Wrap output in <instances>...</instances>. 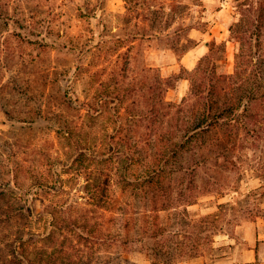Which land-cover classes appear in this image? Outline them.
I'll return each mask as SVG.
<instances>
[{
	"label": "rangeland",
	"instance_id": "obj_1",
	"mask_svg": "<svg viewBox=\"0 0 264 264\" xmlns=\"http://www.w3.org/2000/svg\"><path fill=\"white\" fill-rule=\"evenodd\" d=\"M132 7L0 0V264H11L17 226L50 264H153L158 230L166 251L199 243L208 264H264V131L242 133L218 162L212 140L187 152L173 141L196 115L183 103L204 57L196 47L223 46L218 70L235 71L232 0ZM82 152L98 161L88 166ZM204 158L197 179L142 193L130 185L156 162L179 170ZM109 171L104 203L92 192Z\"/></svg>",
	"mask_w": 264,
	"mask_h": 264
},
{
	"label": "trees",
	"instance_id": "obj_2",
	"mask_svg": "<svg viewBox=\"0 0 264 264\" xmlns=\"http://www.w3.org/2000/svg\"><path fill=\"white\" fill-rule=\"evenodd\" d=\"M126 1L133 6L132 8L139 4V0ZM232 4L238 16V20L230 29L232 40L239 45L235 71L233 74L219 72L218 51H222L223 46H217V49H212L200 60L193 71L188 72L186 78L191 80V92L183 103L189 102L194 105L196 115L191 123L186 125L181 138L173 140L180 152H187L191 146H196V149H207L208 141L212 140L214 142L210 143L213 153L217 156V162L220 157L226 158L236 152L242 133L259 137L264 131V0H232ZM170 35L171 33H168L166 37ZM170 83L171 80H167L165 86L170 87ZM119 99L123 102V98ZM163 101L166 106L170 108L173 106ZM117 146L119 148V144ZM159 151L162 149L160 148ZM80 155L82 156L80 159L87 158L88 166L98 161L83 152ZM113 159L110 158L107 162H112ZM155 159L158 160V157L156 156ZM205 162L204 158L196 161L193 167H181L179 170H173L174 168L156 162V167L147 170L141 178L131 182L130 185L137 193H142L163 189L158 185L177 176L184 178L187 174L191 177L196 175L197 179L201 163ZM111 174V171L105 174L107 178L103 182L99 180L94 187L92 192L94 199L105 203L110 198L108 190ZM205 230V228L202 230V235ZM17 231L11 244V264H50L48 261L50 258L43 260V257L32 250L30 239L26 240L24 237L25 229L17 226ZM165 235V231L158 230L149 236V239L155 243L151 253L153 264H158L159 260H165L169 264L176 259L180 261L186 256H200L199 243H196L193 252L178 248L166 251L163 240ZM173 235L178 236L179 233L173 232ZM1 254L0 249V257Z\"/></svg>",
	"mask_w": 264,
	"mask_h": 264
},
{
	"label": "crops",
	"instance_id": "obj_3",
	"mask_svg": "<svg viewBox=\"0 0 264 264\" xmlns=\"http://www.w3.org/2000/svg\"><path fill=\"white\" fill-rule=\"evenodd\" d=\"M195 51L200 53V58L205 56L208 53L207 47H204L203 44L198 45ZM245 263H248V261H246ZM181 264H208V260L204 256H201V257H196L195 259H192L186 262H182Z\"/></svg>",
	"mask_w": 264,
	"mask_h": 264
}]
</instances>
